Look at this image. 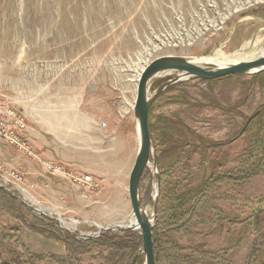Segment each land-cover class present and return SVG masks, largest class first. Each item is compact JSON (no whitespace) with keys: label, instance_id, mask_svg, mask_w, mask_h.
Here are the masks:
<instances>
[{"label":"rangeland","instance_id":"374dc122","mask_svg":"<svg viewBox=\"0 0 264 264\" xmlns=\"http://www.w3.org/2000/svg\"><path fill=\"white\" fill-rule=\"evenodd\" d=\"M263 48L264 0H0V177L79 240L128 222L143 69L161 57L236 61ZM175 76L155 77L148 95ZM252 76L185 80L153 101L156 168L150 160L139 202L160 232L155 264L193 251L196 264H264V165L251 179H217L199 199L186 197L202 179L264 158V75ZM170 212L180 230H166ZM124 231L134 239L124 241L133 254L122 264H144L139 231ZM107 258L99 249L68 256L0 209V264H120Z\"/></svg>","mask_w":264,"mask_h":264},{"label":"water","instance_id":"95a60500","mask_svg":"<svg viewBox=\"0 0 264 264\" xmlns=\"http://www.w3.org/2000/svg\"><path fill=\"white\" fill-rule=\"evenodd\" d=\"M190 57H161L152 61L143 69V72L136 86V96L133 106V118L138 129V149L135 161L128 177L127 193L131 207V215L135 221V229L139 231L141 241V255L144 258V264H154V253L152 244V218L148 217L142 209L139 202V184L141 176L152 160V166L156 168V158L153 152L149 127L148 115L153 101L170 85L185 80L212 81L231 76H250L264 72V57L250 61L240 62L224 68H200L192 63ZM167 73H176V76L156 89L151 95H148V85L157 76ZM257 115L254 114L247 120L242 132L248 126L249 122ZM135 126V127H136ZM1 190L16 198L21 204L22 200L17 198L10 188L0 187ZM157 193V192H156ZM26 207L36 212L40 216L48 218V214L40 210L35 204H24ZM57 222L61 230L65 231L57 219L50 218ZM123 231L122 228H98L97 237L105 232ZM85 240V239H83ZM134 263V260L132 264Z\"/></svg>","mask_w":264,"mask_h":264},{"label":"trees","instance_id":"16d2710c","mask_svg":"<svg viewBox=\"0 0 264 264\" xmlns=\"http://www.w3.org/2000/svg\"><path fill=\"white\" fill-rule=\"evenodd\" d=\"M261 75H264V72L256 74L252 76L253 78H257ZM234 77V76H231ZM231 77H226L222 78L223 79H229ZM220 80H215V81H220ZM212 82V81H208ZM151 109V108H150ZM149 116H150V110H149V115H148V121H149ZM261 115L258 113L253 119H257ZM149 127V123H148ZM150 130V129H149ZM262 140V139H261ZM262 149H264V144L262 143ZM212 147V146H211ZM198 149V148H197ZM204 154L202 153V156ZM157 161H158V168L160 166V160L159 156L157 155ZM252 162V163H251ZM264 165V158H263V153L260 155V158L256 159L252 158V161L245 162L243 161V164L240 166L239 169L231 171V172H226L224 174H220L221 178H218L217 175H212L207 178V180L202 179L196 187L193 189L189 190L187 193L186 197L191 198V199H199L202 195H204V191L207 189H210L215 186L217 183V179H227L231 180L232 183H237L240 181H245L247 179H251L255 174H259L261 171L262 166ZM158 179H161V176H158ZM141 181V180H140ZM140 186V184H139ZM177 198V197H175ZM179 198V197H178ZM180 197V199H182ZM181 203H184V198L182 199ZM0 209L2 211H5L9 214H12L16 218H18L23 226L33 232L36 233L42 237H45L49 239L50 241L61 243L66 254L68 256H78L82 254H87L93 249H99L101 251L107 252V261L109 262L112 258L111 261L114 263H124L126 257L128 255H132V247L129 246L127 243L128 241L130 242L131 240L134 239V234H131L129 231H120L119 233L122 234V236L118 235H111L107 233L101 234L99 237L95 239H86V240H79L77 237L73 234H70L68 232H63L60 231L58 225L56 224L55 221L51 219H37L36 217H33L31 215V212L27 210V207L22 205L21 203L18 202V200L3 190L0 189ZM191 210V208H190ZM23 211L26 213L27 217L30 216L31 220L29 222L26 221L25 217H23ZM179 214L176 212H170L169 214V220L171 221L172 227H167L166 230L171 231L174 230H180V228L184 227L185 225L182 224L181 227L176 224L174 227V219H178ZM32 221V222H31ZM170 224V223H169ZM47 228H51V230H48ZM160 234L158 232L157 228H153L152 230V244H153V253H154V264L156 263V254H155V247H154V236ZM136 237V236H135ZM139 240V238H137ZM127 240L125 243L124 241ZM132 243V242H131ZM127 244V245H126ZM135 248V247H133ZM197 254V251H193L192 253H189L185 256L182 257H177L175 255L167 256L170 264H196L195 260L197 257L195 256ZM159 258V253L158 256Z\"/></svg>","mask_w":264,"mask_h":264},{"label":"bare ground","instance_id":"6f19581e","mask_svg":"<svg viewBox=\"0 0 264 264\" xmlns=\"http://www.w3.org/2000/svg\"><path fill=\"white\" fill-rule=\"evenodd\" d=\"M264 57V48L261 50V52L259 53V56L256 58H247V57H239L237 58L236 61H232L230 59H226L223 58L222 56L219 55H215L213 57H193L192 63L200 68H206V67H211V68H224L227 66H231L240 62H250V61H254L260 58ZM136 126V125H135ZM136 131L138 134V129L136 126ZM36 213V212H35ZM62 227V226H61ZM122 228L123 230L125 229H129V230H133L135 229L136 225H135V221L132 217V215L130 214V218L128 222H125L123 224H116L113 226H110L108 228ZM66 232H70L69 230H65ZM95 236H91V235H81L80 237L82 239H94L97 238V234H95Z\"/></svg>","mask_w":264,"mask_h":264},{"label":"built area","instance_id":"2783aa9c","mask_svg":"<svg viewBox=\"0 0 264 264\" xmlns=\"http://www.w3.org/2000/svg\"><path fill=\"white\" fill-rule=\"evenodd\" d=\"M88 179L86 178V179H83V181H87ZM20 185L17 183V182H15V181H10L9 179H6V178H4L3 176L2 177H0V187H8V188H10L12 191H19L20 193H21V188L19 187ZM21 194H24V193H21ZM26 196H23L24 197V200H25V202H26V198H28L27 200L30 202V204H32V205H37V203L34 201V200H32L33 198L32 197H30L29 195H27V194H25ZM32 198V199H31ZM32 201H31V200ZM34 201V202H33Z\"/></svg>","mask_w":264,"mask_h":264}]
</instances>
